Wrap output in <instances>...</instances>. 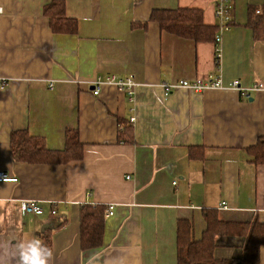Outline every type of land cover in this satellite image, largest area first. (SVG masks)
<instances>
[{
  "label": "crops",
  "instance_id": "1",
  "mask_svg": "<svg viewBox=\"0 0 264 264\" xmlns=\"http://www.w3.org/2000/svg\"><path fill=\"white\" fill-rule=\"evenodd\" d=\"M53 1L0 0V78L9 81L0 89V172L17 179L0 183V264H21L18 245L42 240L53 208L66 224L51 233L47 264H178L180 222H190L200 241L207 209L224 223L264 224V165L248 154L264 136V91L247 98L236 90L166 95L163 88L215 75L243 88L264 83V40L246 25L249 8L264 0H235L219 60L214 43L173 35L150 20L156 10L196 8L216 26V0H61L75 32L52 29L45 7ZM111 75L135 78L133 100L114 86L94 95L93 82ZM68 130L79 132L83 159L12 158L13 132L60 151ZM125 130L131 142L120 140ZM31 200L43 215H22L21 202ZM85 205L106 208L100 248L81 249ZM244 244V236H219L214 258L241 259Z\"/></svg>",
  "mask_w": 264,
  "mask_h": 264
},
{
  "label": "trees",
  "instance_id": "2",
  "mask_svg": "<svg viewBox=\"0 0 264 264\" xmlns=\"http://www.w3.org/2000/svg\"><path fill=\"white\" fill-rule=\"evenodd\" d=\"M64 2L54 0L45 7V15L51 20L52 29L56 32H75L77 25L66 16ZM259 11V13H258ZM248 25L256 40H264V4L251 6L248 10ZM151 21L157 22L161 29L173 35L194 40L197 43H214L219 32L218 26L204 22L203 11L196 8H179L177 10H156ZM130 132L120 134L123 143ZM11 155L14 161L28 164H66L83 159V144L79 132L68 130L64 150H50L46 141L34 137L27 131H16L11 134ZM255 165H264V136L248 149ZM53 216V215H52ZM52 228L44 232L41 243L52 253L51 233L66 224L65 218L54 215ZM207 229L200 241H193L192 224L180 222L177 232L178 264H259L260 248L264 246V224L258 220L251 223H224L218 213L212 209L204 211ZM106 208L104 206L85 205L81 209L80 242L82 250L100 248L103 245L105 231ZM222 235H240L245 237L243 256L238 260H216L214 250L216 239Z\"/></svg>",
  "mask_w": 264,
  "mask_h": 264
},
{
  "label": "built area",
  "instance_id": "3",
  "mask_svg": "<svg viewBox=\"0 0 264 264\" xmlns=\"http://www.w3.org/2000/svg\"><path fill=\"white\" fill-rule=\"evenodd\" d=\"M234 12L235 0H216L214 15L218 21L217 26L219 32L215 37L214 50L217 60H219L222 56L223 34L230 30L234 21ZM8 82L9 81L7 79L0 78V89L5 88ZM103 86H114L118 90L125 92L130 97V99L133 100L138 82L132 76H128L126 78H119L115 75H111L106 78L98 77L93 82L94 95L98 96ZM163 88L166 95H169L173 91L179 89H186L194 93H203L207 90H236L243 94V96L250 98L253 92L264 91V83L259 82L249 88H243L239 80H233L228 84H225L221 75H215L206 79L196 78L193 80H180L175 83L163 84ZM130 122L134 123L135 118H131ZM127 179L129 180L130 177ZM8 182H17V179L9 176V174L5 172H0V183ZM113 209L114 208L110 206L107 211L108 216H112L114 214ZM20 211L24 216H41L44 214L43 206L40 204V202L35 200L21 202ZM51 214L53 216L57 214L55 208L51 210Z\"/></svg>",
  "mask_w": 264,
  "mask_h": 264
},
{
  "label": "clouds",
  "instance_id": "4",
  "mask_svg": "<svg viewBox=\"0 0 264 264\" xmlns=\"http://www.w3.org/2000/svg\"><path fill=\"white\" fill-rule=\"evenodd\" d=\"M18 247L21 264H47V259L51 255L50 251L36 238L22 241Z\"/></svg>",
  "mask_w": 264,
  "mask_h": 264
},
{
  "label": "rangeland",
  "instance_id": "5",
  "mask_svg": "<svg viewBox=\"0 0 264 264\" xmlns=\"http://www.w3.org/2000/svg\"><path fill=\"white\" fill-rule=\"evenodd\" d=\"M238 3L240 4V0H238Z\"/></svg>",
  "mask_w": 264,
  "mask_h": 264
}]
</instances>
